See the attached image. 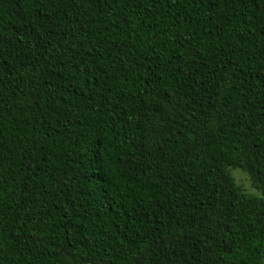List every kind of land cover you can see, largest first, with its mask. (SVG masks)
Segmentation results:
<instances>
[{
    "label": "trees",
    "instance_id": "trees-1",
    "mask_svg": "<svg viewBox=\"0 0 264 264\" xmlns=\"http://www.w3.org/2000/svg\"><path fill=\"white\" fill-rule=\"evenodd\" d=\"M0 264H264V0H0Z\"/></svg>",
    "mask_w": 264,
    "mask_h": 264
},
{
    "label": "rangeland",
    "instance_id": "rangeland-1",
    "mask_svg": "<svg viewBox=\"0 0 264 264\" xmlns=\"http://www.w3.org/2000/svg\"><path fill=\"white\" fill-rule=\"evenodd\" d=\"M232 175L236 182L242 186L248 193L255 194L256 191L252 188L250 178L247 174L240 170H233Z\"/></svg>",
    "mask_w": 264,
    "mask_h": 264
}]
</instances>
